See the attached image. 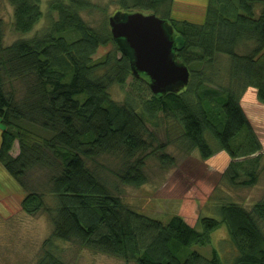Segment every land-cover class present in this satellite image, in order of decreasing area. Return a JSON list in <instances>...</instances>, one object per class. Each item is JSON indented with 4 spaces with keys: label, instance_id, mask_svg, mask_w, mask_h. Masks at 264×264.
Returning a JSON list of instances; mask_svg holds the SVG:
<instances>
[{
    "label": "trees",
    "instance_id": "obj_1",
    "mask_svg": "<svg viewBox=\"0 0 264 264\" xmlns=\"http://www.w3.org/2000/svg\"><path fill=\"white\" fill-rule=\"evenodd\" d=\"M9 2L15 31L31 32L43 15L40 0ZM113 3L94 26L82 17L96 10L91 0H49L55 19L31 39L9 45L0 27V165L25 191L22 211L45 212L52 226L34 264H68L53 253L56 241L135 264H264V193L248 205L230 197L215 202L218 217L202 215L192 226L177 215L164 222L130 207L97 162L115 156L117 169L110 173L137 187L147 180L148 156L173 162L164 149L174 142L203 161L224 152L226 181L254 187L264 176L262 148L241 98L254 90L264 104V0H208L202 23L171 18L172 0ZM129 12L165 21L172 56L189 71L186 86L153 94L149 78L132 71L130 49L108 27L109 17ZM128 78L129 90L114 100L111 86L122 88ZM155 124L163 126L161 143L149 128ZM33 168L44 171L46 182L26 191ZM220 228L226 236L214 241ZM222 241L232 248L228 256L220 251ZM193 246H210L209 258Z\"/></svg>",
    "mask_w": 264,
    "mask_h": 264
},
{
    "label": "rangeland",
    "instance_id": "obj_2",
    "mask_svg": "<svg viewBox=\"0 0 264 264\" xmlns=\"http://www.w3.org/2000/svg\"><path fill=\"white\" fill-rule=\"evenodd\" d=\"M113 1L91 0L97 6L96 10L88 14L83 12L82 17L97 26L105 17L103 9H106L107 13L115 9ZM48 3L49 0H40V8L43 11L41 20L31 32L20 34L13 28L12 4L9 0H0L2 42L9 45L17 39L34 37L48 23L50 17L55 19V13L49 14ZM180 12L192 13L187 5H183ZM110 49V45L100 47L94 58H98ZM132 81L133 79L128 78L122 88L117 85L111 86L112 98L121 101ZM241 106L261 142V166L264 163V104H259L253 91L250 90L243 94ZM162 127L156 124L149 126L151 131L157 133L160 143L164 138ZM12 149V156L17 155V143ZM164 152L173 159V162L163 165L156 156H148L144 160L143 169L147 180L140 186H124L110 173L109 170L117 169L118 160L115 156H103L97 159V162L104 166L100 175L104 176L107 183L117 187L121 192L120 196L137 212L164 222L169 220L171 215H177L190 226L195 225L202 215L218 217L213 209L215 202L223 203L230 197L233 201L239 200L243 205H248L260 199L264 193L263 175L254 187L244 189L232 187L223 176V170L229 160L222 151L203 161L197 151L188 153L173 142L167 144ZM26 180L28 185L26 191L31 187L39 190L41 183L43 185L46 182L45 173L41 169L33 168L29 171ZM24 195L25 191L5 173L0 165V264H34L40 256L43 240L51 233V222L45 212L28 215L22 211L19 201ZM44 198L47 205L52 206L50 197L45 195ZM223 230L224 228H220L212 233L214 241L225 238ZM55 243L58 248L54 249L53 253L68 264H135L133 261L125 262L120 258L83 249L71 242L56 241ZM218 246L223 256H228L232 250L226 241L220 242ZM193 249L208 258L211 253L210 246L204 248L193 246Z\"/></svg>",
    "mask_w": 264,
    "mask_h": 264
},
{
    "label": "water",
    "instance_id": "obj_3",
    "mask_svg": "<svg viewBox=\"0 0 264 264\" xmlns=\"http://www.w3.org/2000/svg\"><path fill=\"white\" fill-rule=\"evenodd\" d=\"M111 37L130 49L132 71L149 78L153 94L180 89L189 80L187 66L172 56L173 41L167 24L153 13L129 12L108 18Z\"/></svg>",
    "mask_w": 264,
    "mask_h": 264
},
{
    "label": "crops",
    "instance_id": "obj_4",
    "mask_svg": "<svg viewBox=\"0 0 264 264\" xmlns=\"http://www.w3.org/2000/svg\"><path fill=\"white\" fill-rule=\"evenodd\" d=\"M172 2L173 3H172V7H171V12H170L171 18L173 17V18L179 19V20H187V21H190L192 23L193 22L202 23V21L204 20V14H205L204 11H205L206 5L208 3V0H172ZM183 5H187L188 10L192 13H184V12L179 13V11H181ZM251 91H253V93L255 95V91L254 90H251ZM247 92H249V91H247Z\"/></svg>",
    "mask_w": 264,
    "mask_h": 264
}]
</instances>
